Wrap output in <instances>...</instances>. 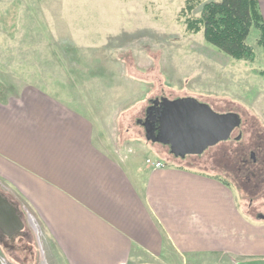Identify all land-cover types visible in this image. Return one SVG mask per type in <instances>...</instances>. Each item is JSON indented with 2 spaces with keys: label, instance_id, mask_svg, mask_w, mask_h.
<instances>
[{
  "label": "rangeland",
  "instance_id": "374dc122",
  "mask_svg": "<svg viewBox=\"0 0 264 264\" xmlns=\"http://www.w3.org/2000/svg\"><path fill=\"white\" fill-rule=\"evenodd\" d=\"M196 1L192 12H182L186 0H0V102L42 91L90 117L111 149L130 146L153 160L217 174L245 214L264 217V175L251 179L240 160L254 153L264 166L257 149L264 148L260 30L247 39L252 60L229 56L203 31L187 30L186 19L199 18L212 0ZM161 97H193L218 113H238L242 140L175 157L168 146L147 141L139 124L150 101ZM0 189L25 222L12 237L0 234V264H64L23 198L1 179Z\"/></svg>",
  "mask_w": 264,
  "mask_h": 264
},
{
  "label": "crops",
  "instance_id": "0c3cea01",
  "mask_svg": "<svg viewBox=\"0 0 264 264\" xmlns=\"http://www.w3.org/2000/svg\"><path fill=\"white\" fill-rule=\"evenodd\" d=\"M148 153L111 149L90 117L42 91L0 102V179L64 264L264 260V220L229 183L161 158L155 168Z\"/></svg>",
  "mask_w": 264,
  "mask_h": 264
},
{
  "label": "water",
  "instance_id": "95a60500",
  "mask_svg": "<svg viewBox=\"0 0 264 264\" xmlns=\"http://www.w3.org/2000/svg\"><path fill=\"white\" fill-rule=\"evenodd\" d=\"M153 107L161 104L158 133L146 127V139L152 143L168 145L175 157L201 155L210 147L243 137L242 119L238 113H218L208 104L193 97L170 100L167 97L152 99ZM148 108L147 112H150ZM255 157L254 153L252 154ZM25 229L18 208L0 194V230L12 237ZM238 264H264V260H251Z\"/></svg>",
  "mask_w": 264,
  "mask_h": 264
},
{
  "label": "trees",
  "instance_id": "16d2710c",
  "mask_svg": "<svg viewBox=\"0 0 264 264\" xmlns=\"http://www.w3.org/2000/svg\"><path fill=\"white\" fill-rule=\"evenodd\" d=\"M192 1L186 0V6L182 12L194 10L195 4ZM186 25L190 32L203 31L208 43L236 59L252 60L255 57L253 48L247 44L253 28L260 30L258 44L264 48V18L258 0L209 1L204 4L201 16L195 19L187 18ZM259 146L257 149L260 148L261 151ZM240 160H243L246 172H255L257 162L254 163L248 157L240 158ZM258 219L264 220L263 215H260Z\"/></svg>",
  "mask_w": 264,
  "mask_h": 264
},
{
  "label": "flooded vegetation",
  "instance_id": "af4514ba",
  "mask_svg": "<svg viewBox=\"0 0 264 264\" xmlns=\"http://www.w3.org/2000/svg\"><path fill=\"white\" fill-rule=\"evenodd\" d=\"M162 98V97H161ZM150 107H152L151 109H150V112L148 113L147 112V110H148V108H150ZM162 109H163V107H162V105L161 104H157L155 107H153V103H152V100L150 101V103H149V105H148V107H147V109H146V112H145V118L144 119H141V120H139V124L144 128V130H145V136H146V127L148 128V130L150 131V132H152V131H155V134H157L158 133V126H159V122H158V117H159V114L161 113V111H162ZM242 140V139H241ZM241 140H239V141H241ZM229 141H232V140H229ZM239 141H235V142H239ZM165 146H168V145H165ZM169 147V146H168ZM263 147V146H262ZM170 148V147H169ZM261 149H263V151H264V148H261ZM252 158H253V161H254V163H256L257 162V159H256V156L255 157H253L252 156ZM263 164H264V158H263ZM261 166L262 165H259V166H257V169H255V172H254V177L257 179V176L258 177H261L262 175H264V171H262V170H264V166H262L263 168H261ZM259 169V170H258ZM260 169H262V170H260ZM0 194L4 197V198H7V196L6 195H4L3 194V192L1 191V189H0ZM8 199V198H7ZM9 200V199H8ZM10 202H11V200H9ZM0 234H2L3 236H5L3 233H2V231L0 230Z\"/></svg>",
  "mask_w": 264,
  "mask_h": 264
},
{
  "label": "built area",
  "instance_id": "2783aa9c",
  "mask_svg": "<svg viewBox=\"0 0 264 264\" xmlns=\"http://www.w3.org/2000/svg\"><path fill=\"white\" fill-rule=\"evenodd\" d=\"M148 162L151 163L155 168L164 167V163L162 161L148 159Z\"/></svg>",
  "mask_w": 264,
  "mask_h": 264
}]
</instances>
